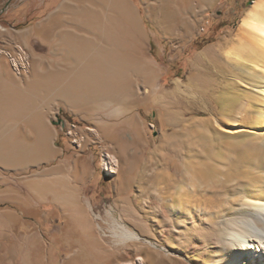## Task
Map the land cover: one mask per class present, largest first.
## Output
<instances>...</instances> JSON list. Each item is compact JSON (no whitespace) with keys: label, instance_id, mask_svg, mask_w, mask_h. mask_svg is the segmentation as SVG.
Returning a JSON list of instances; mask_svg holds the SVG:
<instances>
[{"label":"rangeland","instance_id":"374dc122","mask_svg":"<svg viewBox=\"0 0 264 264\" xmlns=\"http://www.w3.org/2000/svg\"><path fill=\"white\" fill-rule=\"evenodd\" d=\"M127 1L136 20L123 27L109 0H0L3 32L15 35L0 34L2 63H8L7 53L26 48L56 62L69 50L77 59L70 57L68 67L78 71L91 64L92 50L82 45L85 34L95 36L104 52L117 48L127 61L126 85L117 84L120 97L111 104L92 96L73 109L39 96L35 104L46 110L39 143L35 115L7 108L14 134L23 129L30 136L24 138L29 152L23 170L14 168L10 183L0 184V264H205L204 251L186 254L185 241L159 227L158 195L192 211L200 206L231 216L249 211L241 204L245 196L264 193V137L254 128L264 101L253 95L251 108L239 109L245 92L232 75L246 76L248 67L228 62L221 49L254 0ZM67 3L73 4L71 14L64 11ZM90 8L102 18L95 24ZM52 17L59 18L58 30L73 27L80 41L68 38L54 52L36 34ZM27 31V43L16 36ZM205 51L214 52L218 63L210 78ZM103 58L106 68L109 60ZM227 127L237 131L226 132ZM109 156L113 170L103 165ZM37 181L56 184L64 196L69 189L72 206L63 204L66 197L59 203L46 192L37 197L30 191ZM14 192L27 199L25 206L17 205ZM205 218L174 229L202 235ZM120 227L139 239L120 241Z\"/></svg>","mask_w":264,"mask_h":264},{"label":"bare ground","instance_id":"6f19581e","mask_svg":"<svg viewBox=\"0 0 264 264\" xmlns=\"http://www.w3.org/2000/svg\"><path fill=\"white\" fill-rule=\"evenodd\" d=\"M109 1L110 3L114 2V9L117 12L118 18L123 27L132 25L133 21L136 20L135 13L132 9L134 7L131 8L127 0ZM107 5L108 4L106 3V6ZM98 7L101 9V6ZM98 7H96V9ZM65 8L66 10H63L66 11L67 14H71L74 7L72 3H67ZM90 9L89 17L92 22L91 24H95L97 22L96 19L100 16L97 13L96 16L94 10H92V8ZM102 14L103 12L101 13V16ZM114 16L117 18L116 15ZM67 18V15L62 16V19L65 21L69 19ZM58 19V17H52L48 22L39 25L36 29V34L38 36L52 43V49L54 52L60 50L59 48L64 45V42H68V38L70 40H73L74 38L75 40L79 37L75 35L77 34L76 30L71 26L70 28H67V31L65 32H63L62 29L58 30ZM112 19L115 20L113 17ZM3 31H5L4 27L0 25V34L8 36L9 38L15 36L11 32ZM27 35H29L28 31L18 33L16 36L27 43ZM89 36L86 37L85 34V37L81 40L82 45L84 44V46H86L88 44L90 46V52L92 50L91 55L89 54V61L91 64L86 66L82 65L79 67L80 69H78V71L72 70L71 68L73 67H68V65H70L68 59L70 57L73 59L74 56L69 50H67V52L65 51V53H61L64 59L58 62L47 60L30 51L29 48H26L25 51L16 50L15 54L7 53V56H4L7 57L8 63H2L3 61H0V135H2L3 132H7L5 130H7L6 128H8V126H6V123H4V120L2 119L5 117L6 110L10 105H12V113H15V115L23 113L34 114L35 116L32 117L38 118V121L33 126L40 129L43 123V114L41 111L45 112L46 110L44 111L39 108V106L35 104V100L38 101L37 98L42 94L45 96L49 95V99L55 101V103L61 102L67 107L73 109H78L75 106H77L81 100L84 101V99L92 98V96H95L97 100L102 101L103 103L105 102L106 105L115 102L120 97L117 84H119L118 86L120 87L126 85L123 81L126 80L127 77V61L121 58L118 53L120 52L119 49L118 52L116 51L117 48L114 46L118 43H116L113 38V47L115 49L113 50L112 48V50H108L111 49L108 48L104 52L101 49V42H99L95 36H91V34ZM76 40H78V42L80 41L79 38ZM112 41L110 42L113 45ZM221 49L224 58L228 62L237 64L241 63L248 67L246 69V76L241 77L236 74L232 75L234 80L241 83L245 92L242 99L243 106L239 109L242 108L243 111L249 110L251 108V96L253 95L256 96V99L260 98L264 101V0H254L252 2L243 17L240 19L232 39L225 41ZM103 56L106 57L105 59L109 60L106 68L101 67L102 63L100 60L104 59ZM134 57L136 63L138 58L136 56ZM203 62L207 78L215 76L217 74L216 68H218V63L214 52L205 51L203 54ZM76 64L77 61L75 65ZM135 65L137 64H134V66ZM137 69L138 67H136V70ZM132 70H134V68ZM5 74L6 76H4ZM208 82V84L211 85V82ZM23 103L24 105H22ZM119 107H115V110L120 112L122 108ZM208 108L207 104L206 109ZM210 113L214 114L213 112ZM6 114L10 113L8 112ZM254 128L256 129V132L258 131L260 137H264V104L254 115ZM224 130L226 132L237 131L236 128L230 127L224 128ZM4 137H6V135L4 136L3 134L2 138ZM1 140L2 139H0V157L4 158L7 157L5 151L6 148L4 147L5 141L8 143L9 140ZM255 141L257 142V139L251 140V144ZM6 147H8V144ZM8 151L9 157L11 158L9 159L18 164L19 161L26 159L29 149L26 146H22L21 141H19L18 138H15L10 144ZM103 165L107 170H113L112 156H109V159L103 158ZM81 172H85L84 167L81 168ZM56 186V184L52 185L48 182L37 181L34 186L30 187V191L39 198L41 197V193H49L52 195V199H56L58 203L59 200L61 202L66 200V198L67 200L65 202L73 200H71V198H73V193L71 192L72 194H68L70 192L68 191L69 189L66 190L68 193L64 196L59 192L60 190H57ZM59 187L62 188L61 185H59ZM14 193L17 205L25 206L27 204V199L23 195H19L16 192ZM68 195L71 198L68 199ZM158 199L160 201L158 215L163 218L162 223L160 222L161 220H158L160 223L159 227L168 237H171L174 233L178 235V238L181 237V239L185 241V244H187L182 247V251L186 254L189 255L192 253V250L197 252L204 251L203 255L205 264H264V193H252L249 196H245L241 204L243 207L249 209V211L245 214L231 216L227 215L225 212L213 214L212 211H205L201 209L200 206L198 210L192 211L193 206L185 208L181 203L177 204L173 202L172 197L169 196L164 197L158 195ZM65 202L63 204L67 205L68 202ZM174 203L177 205H174ZM72 215H74V212ZM202 218H205L202 225H204L206 229L202 235L194 233L196 235V237H194L189 232L176 231V229H174L178 223H181V226L183 227L188 223L187 220L189 222H195L196 220L202 222ZM116 235L120 241H137L139 239V236L136 233L126 227H120ZM257 249L261 252L258 255L255 254V252L258 251ZM209 250H211L213 254H211Z\"/></svg>","mask_w":264,"mask_h":264},{"label":"crops","instance_id":"0c3cea01","mask_svg":"<svg viewBox=\"0 0 264 264\" xmlns=\"http://www.w3.org/2000/svg\"><path fill=\"white\" fill-rule=\"evenodd\" d=\"M30 34H32V31H31ZM4 76H6V74ZM13 119L14 118H11L10 114H6V113H5V117L2 119V120H4V123H6V126H8L9 129L6 128L7 130H5V131H7V132L6 133L3 132L4 136L6 135L7 138L6 137L2 138L3 137V134H2V135H0V137H1L0 139H2L4 141L6 139V140H9V142L11 141L10 143L9 142L6 143L7 141H5V145H4V147L6 148L5 151L7 153L6 156L8 157V160L11 163L8 162L7 157H4V158L0 157V184H9L10 183V178H11L10 177V173L12 172V170L14 168H16V170L17 169H22L23 170V167H24V164H25V161H26V159H23V160L19 161L18 164H16V163H14L13 161L10 160L11 158L9 157V154H8V152H9L8 150H9L10 144L13 142V140L15 138H18V140L21 141V145L22 146H27L26 145L27 143L25 142L24 138H25V136H30V133H29L30 131L27 133L28 134L27 135V134H25V131L23 129L21 131H19V133L17 135H15L13 130H12V127L10 128L11 125H10V122H9L10 120H13ZM31 120H34L35 122H37L38 118H31ZM43 120H45V119L43 118ZM36 129H37V131L33 135L36 138L37 143H39L40 139H42L44 137V134L41 132L40 129H38V128H36ZM7 144H8V147H6ZM28 160L30 161V159H28ZM15 178H17V177H15ZM4 196H5V198H7V195H4Z\"/></svg>","mask_w":264,"mask_h":264}]
</instances>
